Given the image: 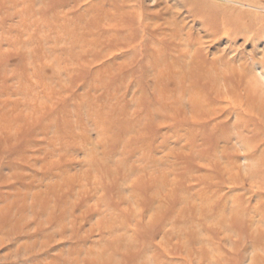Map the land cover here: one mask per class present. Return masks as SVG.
<instances>
[{"label":"rangeland","instance_id":"374dc122","mask_svg":"<svg viewBox=\"0 0 264 264\" xmlns=\"http://www.w3.org/2000/svg\"><path fill=\"white\" fill-rule=\"evenodd\" d=\"M109 258L264 264V0H0V264Z\"/></svg>","mask_w":264,"mask_h":264},{"label":"bare ground","instance_id":"6f19581e","mask_svg":"<svg viewBox=\"0 0 264 264\" xmlns=\"http://www.w3.org/2000/svg\"><path fill=\"white\" fill-rule=\"evenodd\" d=\"M212 65L213 64H211V66ZM178 77H180L181 79L183 78V76L182 77L181 76H178ZM188 77H190V78H195V77L208 78V77H211V76H210V72L208 70L203 72V71H200L198 69L197 70L195 69V70H192L189 73ZM97 257H98V254H95L93 258H97ZM113 261H114L113 259H110L109 258L107 262L101 263L97 259H93V261H90V263H87V264H114Z\"/></svg>","mask_w":264,"mask_h":264}]
</instances>
